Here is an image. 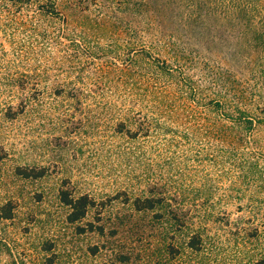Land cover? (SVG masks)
Returning a JSON list of instances; mask_svg holds the SVG:
<instances>
[{"label": "rangeland", "instance_id": "1", "mask_svg": "<svg viewBox=\"0 0 264 264\" xmlns=\"http://www.w3.org/2000/svg\"><path fill=\"white\" fill-rule=\"evenodd\" d=\"M122 2H59L50 16L0 0V205L14 206L0 228L34 262L253 264L264 258V110L239 119L174 98ZM168 100L171 117L159 114ZM60 188L94 200L83 219L67 221ZM143 196L161 201L135 210Z\"/></svg>", "mask_w": 264, "mask_h": 264}, {"label": "trees", "instance_id": "2", "mask_svg": "<svg viewBox=\"0 0 264 264\" xmlns=\"http://www.w3.org/2000/svg\"><path fill=\"white\" fill-rule=\"evenodd\" d=\"M6 1L17 5L34 1L44 14L56 16L60 13L56 7L59 2L77 4L82 7L80 10H88L90 3L96 0ZM122 1L117 10L126 11L134 30H144L151 37V50L156 49L162 54L156 56L148 52L151 68L168 85L171 83L174 98L185 95L189 102L197 103L208 99L211 108L238 118H247L253 111L264 110L259 102L264 101V0ZM159 114L168 117L174 114L171 101L164 102ZM149 123H145L144 134L150 132ZM132 129H126L125 133L133 137L138 129ZM162 131L168 129L162 128ZM16 174L35 178L43 175V171L19 166ZM165 186L162 189H166ZM58 199L68 208L66 219L71 223L83 219L94 206V200L88 194L74 195L67 188L58 190ZM160 201L161 198L143 196L135 197L131 203L135 210H143L152 209ZM13 209L11 201L0 205V222L11 219ZM78 229L85 228L78 226ZM93 229L103 232L101 226L93 228L91 223L89 230H85ZM12 243L0 228V256L8 257L7 264L55 263L54 254L39 257L35 262L28 261ZM188 243L196 247L195 243ZM52 248L51 242L44 241L37 246L45 253ZM95 249H91L92 254ZM118 259L124 261L126 256L121 254ZM253 264H264V258Z\"/></svg>", "mask_w": 264, "mask_h": 264}]
</instances>
